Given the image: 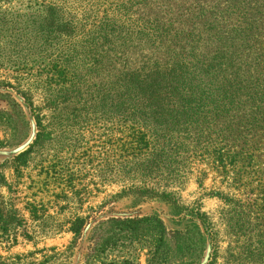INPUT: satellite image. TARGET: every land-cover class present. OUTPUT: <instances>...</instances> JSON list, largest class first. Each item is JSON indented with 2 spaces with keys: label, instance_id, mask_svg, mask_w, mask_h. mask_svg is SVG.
Returning <instances> with one entry per match:
<instances>
[{
  "label": "rangeland",
  "instance_id": "rangeland-1",
  "mask_svg": "<svg viewBox=\"0 0 264 264\" xmlns=\"http://www.w3.org/2000/svg\"><path fill=\"white\" fill-rule=\"evenodd\" d=\"M79 1L64 6L75 17L66 34L43 25L42 0H0V264H264V237L248 245L264 224V0L251 13L249 0L212 1L231 3L232 22L212 27L196 53L212 61L208 51L229 50L240 74L226 59L193 67L194 122L125 118L114 96L87 101V69L77 80L50 68L92 26V2ZM130 15L125 23L141 24ZM110 80L91 81L93 99ZM145 128L181 157L126 149ZM176 230L197 241L190 257L174 249Z\"/></svg>",
  "mask_w": 264,
  "mask_h": 264
},
{
  "label": "trees",
  "instance_id": "trees-1",
  "mask_svg": "<svg viewBox=\"0 0 264 264\" xmlns=\"http://www.w3.org/2000/svg\"><path fill=\"white\" fill-rule=\"evenodd\" d=\"M72 1L76 2L77 0ZM210 1L80 0L79 3L83 4L92 2L91 9L88 10L91 13L90 23L92 26L88 32L83 34L81 45L73 48V50H77L75 53L65 52L63 57L60 54L51 55L48 65L59 75L70 74L77 80L81 78L85 80V72L82 73L80 68L87 69V101L97 100L100 102L99 99L102 98L111 100L114 96L122 106H126L124 108L126 112H121L125 118L133 117L138 121L145 120L147 122L150 121L149 118L153 120L172 119L171 121L177 122L184 119L186 122L188 120L194 122L202 101L196 98L198 95L193 96L198 92L191 89L197 87V78L192 72L197 74V71L193 67L199 73L207 65V62H212L217 67L223 68L227 63L222 61L226 59L230 66L229 69L235 75L240 74L237 56L229 50H224L226 44L218 45L225 51L224 56L223 51L219 52L215 49L207 52L208 56L213 58L212 61L208 60L205 54L196 53L203 43L202 40L205 39L204 35L212 27L220 29L227 21L232 22L230 12H232L233 6L231 3L223 4V1H220L215 8L213 0ZM249 1H251V13L259 3H253V0ZM41 4L43 6L41 19L47 30L50 26H54L66 34H71L70 30L74 25L75 17L71 16L72 12L70 11H66V14L63 12L66 10L64 6L67 4V0H42ZM225 4H228L231 9ZM101 8L104 14L102 17H98L96 14ZM74 13L79 23L87 22V9ZM131 13L137 14L136 18L141 24L131 26L123 21L127 17H131ZM240 13V15L245 14L243 11ZM229 32L232 34V31ZM218 38L221 36L219 35ZM214 42L216 43L215 39ZM184 55H189L190 58L186 57L185 59ZM172 57L174 61H172ZM181 57H184V60ZM101 69L103 74L99 73ZM111 70L116 71L111 73ZM105 75L113 76L114 80H110V82L113 84L116 82V84L113 87L105 86L101 97L99 98L97 95L93 99L90 83ZM207 75L209 79L214 76L209 73ZM47 98L54 103L57 95H48ZM98 106L100 104L92 103L93 109ZM131 136L129 146L125 145L126 149L139 148L141 151L145 148L150 154L155 149H159L160 155L166 156L167 160H170L169 162H174L178 160V157H181L180 148L171 144V141L167 146H164L162 141L159 143L155 137L157 136L155 131L150 132L146 128L142 131L134 130L131 132ZM163 138L169 139V136ZM140 144L144 146L139 147ZM136 169L134 168V171ZM157 221L161 223L159 219ZM261 225L262 227L258 225L256 228L254 243L248 241L249 246L262 242L264 224ZM250 230L253 231L254 228L251 227ZM250 236L253 237V233H250ZM164 237L165 230L163 229L153 252L154 255L161 253L158 248ZM172 237L174 249L180 253L181 257H190L194 246L197 245V241L191 233L176 230L172 233ZM200 238L203 239L202 236Z\"/></svg>",
  "mask_w": 264,
  "mask_h": 264
}]
</instances>
